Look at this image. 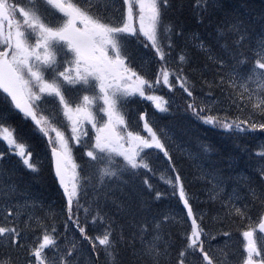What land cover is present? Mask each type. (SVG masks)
<instances>
[{"label":"snow or ice","instance_id":"obj_1","mask_svg":"<svg viewBox=\"0 0 264 264\" xmlns=\"http://www.w3.org/2000/svg\"><path fill=\"white\" fill-rule=\"evenodd\" d=\"M172 8L173 0H0V164L15 157L39 175L42 145L59 197L57 206L0 179V239L22 252L0 264H264V144L255 155L237 145L252 174L233 177L208 159L211 144L196 137L189 150L184 139L185 121L264 135V5L254 15L248 0H192L197 22L213 27L208 38L173 23ZM187 42L203 55L200 67ZM163 89L186 94L182 110ZM185 160L205 186L200 203L215 206L211 224ZM127 186L134 196L112 195ZM157 202L174 208L153 212ZM226 223L243 237L238 258Z\"/></svg>","mask_w":264,"mask_h":264},{"label":"trees","instance_id":"obj_2","mask_svg":"<svg viewBox=\"0 0 264 264\" xmlns=\"http://www.w3.org/2000/svg\"><path fill=\"white\" fill-rule=\"evenodd\" d=\"M192 0H173V8L169 10L168 17L173 21V23H178L183 27L186 33H195L202 38H208L209 33L213 31L212 26H207L208 21L205 20L203 24L198 23L199 19L193 13L191 8ZM252 7L256 10L253 14L258 15L259 10L262 5H264V0H248ZM228 3L233 5H238L241 3V0H228ZM247 15V13H245ZM177 43L183 47L185 41L183 39L178 40ZM188 49L190 50V55L193 58V64L197 67H200L204 62V57L199 53L195 48L192 47L191 42H187ZM244 51V49H242ZM179 50L173 54V60L178 58ZM142 56L147 58V53L140 54L138 59H141ZM151 72V68H147ZM240 70L246 71V67L241 65ZM189 75L192 79H197V73L189 72ZM168 90H162L161 95L167 96V99L172 101V110L176 111L177 107H182L184 105V96L182 91H175L173 93H167ZM167 93V94H166ZM160 120V123L163 125L165 123H171L172 117L166 113H160L157 115ZM188 128V135L184 137L188 141L189 145L193 147L189 150H194L195 138L198 137L200 140L205 141L213 146V151L208 154V159L217 164V166L224 168L226 173L231 174L233 177L240 174L251 175L249 169L250 157L249 153L241 151L237 145L246 146L251 150L252 155H255L259 151L258 146L264 144V135H261L259 132L251 134L249 136H241L239 138L231 137L222 132L219 129H214L211 126L201 125L199 123L187 124L184 122ZM188 145H185L187 147ZM1 147V146H0ZM2 148V147H1ZM39 150V161L42 165V171L39 175L30 174L28 170L22 169L21 165L18 163L15 157L3 162L0 164V169H8V174L0 177V179H6L8 183H14L18 186L19 189H24L25 187L29 188V191L33 193L32 197L40 198L43 197L44 200L56 203L58 206L59 197L56 192V188L49 186L51 179L48 175V155H45L42 145H37ZM77 154V156H76ZM81 152L78 150L75 152L76 162H80ZM181 168L184 171L185 177L190 181V190L193 192H199L197 204L200 205V208L209 213V223L211 224V215L215 212V206L211 202L200 203L207 199L205 194V186L195 179L196 173L192 167V162L185 160L181 163ZM152 182L159 187L160 190H166V185L162 183L158 176L149 177ZM137 189L139 188L140 181L139 178L136 180ZM35 185L39 187L38 190H33ZM36 186V189H38ZM229 190L231 189V184H229ZM0 191H3V188H0ZM38 191V193H36ZM112 195L120 201L127 199L129 195H135L131 186H127L121 191L119 188L115 189ZM0 200L3 201V198L0 197ZM174 208V202H157L153 205V212H170ZM114 211V209H113ZM119 219V217H117ZM225 230H231L232 236L229 240V251L234 254L235 258L239 257V254L242 252L243 237L240 235V231L235 227L229 229L227 223L225 224ZM223 239L220 238L216 241H213V244H222ZM4 241L0 239V258L1 260L7 259L9 253L13 258L21 255L22 252H17L15 250L8 249L3 246ZM122 255L126 253L122 252Z\"/></svg>","mask_w":264,"mask_h":264},{"label":"rangeland","instance_id":"obj_3","mask_svg":"<svg viewBox=\"0 0 264 264\" xmlns=\"http://www.w3.org/2000/svg\"><path fill=\"white\" fill-rule=\"evenodd\" d=\"M141 59H144V57L142 56V58H141ZM146 69H147V66H146ZM150 107H151V106H150ZM154 111H155V110L153 109V110H152V112H154ZM0 146H1L2 148H4V147H5L3 144H0ZM1 147H0V148H1Z\"/></svg>","mask_w":264,"mask_h":264}]
</instances>
